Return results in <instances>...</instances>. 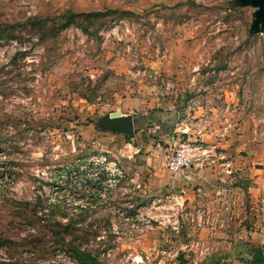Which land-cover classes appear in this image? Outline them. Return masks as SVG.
I'll use <instances>...</instances> for the list:
<instances>
[{"label":"rangeland","instance_id":"rangeland-1","mask_svg":"<svg viewBox=\"0 0 264 264\" xmlns=\"http://www.w3.org/2000/svg\"><path fill=\"white\" fill-rule=\"evenodd\" d=\"M254 10L237 0H0V264H81L79 252L128 264L132 249L161 236L139 219L161 214L148 205L151 167L140 171L130 136L117 141L101 120L123 111L144 128L145 116L176 111L179 97L177 122L195 125L181 136L176 122L163 156L197 139L214 162L190 169L220 174L201 206L216 217L205 227L226 228L230 212L258 232L264 29L251 32ZM145 128L139 142L159 130ZM187 222L164 232L199 228Z\"/></svg>","mask_w":264,"mask_h":264},{"label":"crops","instance_id":"crops-1","mask_svg":"<svg viewBox=\"0 0 264 264\" xmlns=\"http://www.w3.org/2000/svg\"><path fill=\"white\" fill-rule=\"evenodd\" d=\"M120 112L123 114H131L123 111ZM132 117L134 124L133 134L110 133L117 137V141H121L120 137L130 136L129 138L136 144L135 146H137L135 149L137 153L135 157L137 161L141 163L138 165L140 171L144 170L143 167L145 165L152 168L148 170L149 179L146 184L147 192H150L151 195L148 201L160 194V196H163L168 193L176 194L181 192L183 194L182 198L184 199L185 207L192 211L203 205H208L210 202L204 201H209L207 194H209L213 183L219 178V171L210 168L189 169L178 172L166 170L159 162L161 161L163 163V157L166 155V153H164L163 156V151L167 149V147L164 146H170L176 143L174 134L169 132L158 135L157 132L153 134L148 131L149 139L139 142V138L137 137L144 134V130L147 128L141 127L135 130L136 122L134 119H136V117L133 115ZM156 125L157 124L151 126L152 131L157 129V127H155ZM127 144L130 143L127 141ZM153 190H155V192L159 190L161 193L154 195L155 192H152ZM231 208L232 204L230 211L233 210ZM161 212L162 210L159 213ZM232 217L230 212H227V215L224 217L226 228L223 229L214 230L213 227L207 228L205 226H200L197 229L194 228L193 231L188 230V233L185 232L184 229L181 235L165 234L163 230V233L160 234L161 236L155 234L150 236L145 247L142 246L139 251L132 249L131 254L140 253L144 258L142 264H264V225H261L260 222L258 226L260 228L259 231H251L249 226L243 227L237 222V219H232ZM237 225L241 226L240 229ZM191 239H199L201 241L205 250L203 255L198 254L199 249H188L186 247ZM161 246L171 250L176 249L177 256L168 259L165 263H159L158 249H160ZM138 248L139 247H137V249Z\"/></svg>","mask_w":264,"mask_h":264},{"label":"built area","instance_id":"built-area-1","mask_svg":"<svg viewBox=\"0 0 264 264\" xmlns=\"http://www.w3.org/2000/svg\"><path fill=\"white\" fill-rule=\"evenodd\" d=\"M195 123L188 121L186 119L177 122L174 128V133L177 135L189 134V131L194 127ZM155 127L158 128V125ZM202 128L195 129L194 135L196 137H201ZM209 149L204 147L197 139L195 140H182L177 143L176 147L171 151L166 153L165 161L166 167L170 172L186 171L189 170L193 165L198 167L202 165L204 161L214 162V159H210ZM105 160V159H104ZM226 173L230 172L229 170L225 171ZM109 175H114L117 177H123L124 174L122 170L114 169L108 172ZM118 180V179H117ZM223 189L217 188L215 190V195L218 199H222L225 195ZM183 194L180 193H168L163 196H157L150 200L149 208L150 209H161L162 212L160 215L148 214L139 218L144 225L141 230H155L159 228L161 230L171 229L178 231L183 221L195 222V226H205L206 223L213 224L216 221L215 216H202L204 208H196L194 211L188 209L184 205V199L182 198ZM223 206L225 210H230L229 202L226 200L223 201ZM188 249L196 248L199 249L198 254L203 255L205 252L202 243L199 239H191L186 246ZM177 256L176 249H169L167 247H161L158 249V262L165 263L168 259L175 258ZM144 261L143 256L140 253L130 254V264H142Z\"/></svg>","mask_w":264,"mask_h":264},{"label":"water","instance_id":"water-1","mask_svg":"<svg viewBox=\"0 0 264 264\" xmlns=\"http://www.w3.org/2000/svg\"><path fill=\"white\" fill-rule=\"evenodd\" d=\"M242 6H251L255 8L252 16L253 20L250 26L251 32H259L264 29V0H237ZM102 126L111 132L123 134H133L134 124L131 114H123L120 111H113L101 120Z\"/></svg>","mask_w":264,"mask_h":264},{"label":"trees","instance_id":"trees-1","mask_svg":"<svg viewBox=\"0 0 264 264\" xmlns=\"http://www.w3.org/2000/svg\"><path fill=\"white\" fill-rule=\"evenodd\" d=\"M177 110L172 112V111H164L162 109L158 110V112H154L153 114H150V116L147 118L145 116L143 119L151 121L149 123H145L144 127H147L148 125H158L157 133H160L163 131L164 133H169L175 123L183 117L184 112L183 108L185 107V99L179 97L177 98ZM163 113V114H162ZM136 124H135V130L140 129L141 123L139 118L134 119ZM154 120V121H153ZM79 261L81 264H102L100 263L97 258L93 257L89 253L85 252H79Z\"/></svg>","mask_w":264,"mask_h":264}]
</instances>
